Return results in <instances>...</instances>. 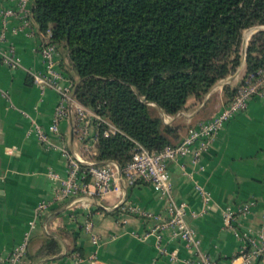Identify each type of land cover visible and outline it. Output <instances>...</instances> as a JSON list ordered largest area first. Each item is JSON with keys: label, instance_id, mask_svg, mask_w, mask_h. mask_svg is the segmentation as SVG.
Listing matches in <instances>:
<instances>
[{"label": "crops", "instance_id": "1", "mask_svg": "<svg viewBox=\"0 0 264 264\" xmlns=\"http://www.w3.org/2000/svg\"><path fill=\"white\" fill-rule=\"evenodd\" d=\"M16 8L17 0H0V12ZM20 25L17 16L0 20V31L8 33L2 45L11 43L20 60L17 69L0 64V91L9 94L7 98L0 92V256L22 239L41 200L50 203L31 232L28 264H190L192 253L174 229L159 227L169 201L186 204L185 218L196 227L197 251L219 264L238 252L242 235L260 242L264 234V96L251 97L247 108L224 124L197 163L190 155L168 162L172 179L168 198L151 184L138 183L120 193L108 192L99 203L90 195L51 202L54 188L47 171L65 174L67 162L61 148L80 153L82 141L72 133L69 117L60 121L59 135H53L51 143L28 133L31 120L43 127L50 124L58 95L52 87L40 90L33 83L32 73L43 70L37 50L40 37L19 30ZM66 63L64 59L62 69L75 77L65 69ZM216 96L214 110H202L208 104L203 101L201 108L182 113L181 122L196 123L217 112L226 97L222 90ZM193 99L190 96L188 101ZM184 134L185 126L174 142ZM195 181L209 193L208 200ZM249 200L253 204L236 215L235 228L225 225L224 212ZM128 203L154 215L130 213L125 209ZM249 264H264V258Z\"/></svg>", "mask_w": 264, "mask_h": 264}, {"label": "trees", "instance_id": "2", "mask_svg": "<svg viewBox=\"0 0 264 264\" xmlns=\"http://www.w3.org/2000/svg\"><path fill=\"white\" fill-rule=\"evenodd\" d=\"M37 34L47 29L75 75V96L117 130L98 125L96 159L126 163L136 143L174 144L194 122L179 113L190 96L202 102L241 62L242 33L264 26V0H31ZM244 74L264 70V29L251 34ZM237 87L226 82V102Z\"/></svg>", "mask_w": 264, "mask_h": 264}, {"label": "built area", "instance_id": "3", "mask_svg": "<svg viewBox=\"0 0 264 264\" xmlns=\"http://www.w3.org/2000/svg\"><path fill=\"white\" fill-rule=\"evenodd\" d=\"M12 16H17L20 19L19 30L26 29L31 35L37 33L38 30L35 28L32 18L31 0H17L15 10L4 9L0 12V20H6ZM15 31V29L12 30V32ZM7 34L5 29L0 31V64L10 69H17L20 60L16 56L14 46L11 43L2 45L7 40ZM39 37L37 50L42 59L43 70L32 73L33 83L40 90L52 87L58 96L50 124L43 127L31 120L32 125L28 133L34 132L42 143H51V137L59 135L60 121L69 117L72 133L82 141L80 153L70 152L65 147L61 148L67 162L65 174H60L53 169L47 171L54 188L51 202L66 199L75 200L83 195H90L99 203L100 198L108 192L120 193L126 186L138 183H149L160 195L168 198L172 190L168 162L190 155L191 161L197 163L201 154L210 147L224 124L236 113L245 110L251 97L256 94L264 95V70L249 73L246 75V79L252 81L259 78L258 81H255L256 87L238 88L232 98L225 102L217 112L190 126L174 144H166L157 150H150L141 143H136L131 158L122 165L114 159L98 161L96 159L98 125L101 123L108 124V127L102 130L104 135L114 133L117 128L106 121L102 114L84 105L75 96L76 84L73 77L61 67L64 58L58 44L50 38V30L47 29ZM0 92L5 97H9L6 90ZM179 113L182 114L183 111H178L175 114L162 112V120L169 123ZM195 186L205 200L210 198L209 193L197 181H195ZM49 203L50 201L46 200L38 202L34 211V218L28 221V227L22 239L0 256V264H28L27 248L31 232L37 225V218L43 215ZM252 204L253 201L249 200L238 206L236 210L228 208L224 212V224L235 228L236 215L248 211ZM125 207L130 213L145 217L154 215L151 211L130 203ZM186 211L184 202L169 201L165 208L166 217L159 224V227L168 226L174 229L176 235L192 253L190 264H219L209 254L197 251L196 227L193 222L186 220ZM84 224L86 229H89L90 221L86 220ZM92 240L97 242V237L92 235ZM258 257L264 258V234H262L259 243L252 236L242 235L238 252L222 264H249Z\"/></svg>", "mask_w": 264, "mask_h": 264}, {"label": "rangeland", "instance_id": "4", "mask_svg": "<svg viewBox=\"0 0 264 264\" xmlns=\"http://www.w3.org/2000/svg\"><path fill=\"white\" fill-rule=\"evenodd\" d=\"M252 33H253L252 28H248V29L244 30L243 33H242V44H241V53L242 54H243V51H244V48H245V43L248 42V40H249V38H250V36H251ZM246 34H248V35H247V41L245 42V40H246ZM59 50H60V52H61V54L63 56L64 53L62 52L61 47L59 48ZM242 61H243V59H242ZM244 70H245L244 69V64H242V62H241L240 66L236 70H234L232 73L229 74V75L232 76L229 79V82L233 86H236L237 89L240 88V87H256L255 86L256 85L255 84V81H258L259 78H255L252 81L246 79V75L244 74ZM221 90H222V84H221V79H220L216 83H214L210 87V89L205 93L202 102L208 100V104H206L205 107L204 106L202 107L203 104L200 103V106L203 108L202 110H204V109H206V110L207 109L208 110L209 109H213L214 110L215 109L216 102L219 100V98H217L216 95H219V92ZM255 96H264V95L256 94ZM198 105H199V101L196 98L193 99V100H189L186 108L183 109L182 111H183V113H190V112L193 111V109H195L197 107L199 108L200 106H198ZM152 111L153 112H157L158 110L155 107H152ZM172 120H170V122Z\"/></svg>", "mask_w": 264, "mask_h": 264}, {"label": "water", "instance_id": "5", "mask_svg": "<svg viewBox=\"0 0 264 264\" xmlns=\"http://www.w3.org/2000/svg\"><path fill=\"white\" fill-rule=\"evenodd\" d=\"M260 29H264V26H257V27H254V28H253V33L256 32V31H258V30H260ZM246 45H247V42H246V44H245V48H244V51H243V57H242L243 61H242V64H244V62H245V61H244V57H245ZM231 77H232V76L229 75V76H227V77L221 79V82H222V83L229 82V79H230ZM77 84H78V83H76L75 88L77 87Z\"/></svg>", "mask_w": 264, "mask_h": 264}, {"label": "bare ground", "instance_id": "6", "mask_svg": "<svg viewBox=\"0 0 264 264\" xmlns=\"http://www.w3.org/2000/svg\"><path fill=\"white\" fill-rule=\"evenodd\" d=\"M253 28H254V27H253ZM253 28H252V30H253ZM246 33H247V32H246ZM247 35H248V34H246V40H245V42L247 41ZM245 44H246V43H245Z\"/></svg>", "mask_w": 264, "mask_h": 264}]
</instances>
